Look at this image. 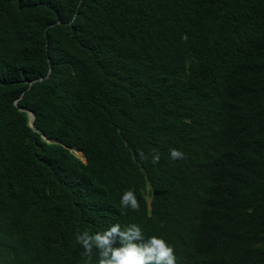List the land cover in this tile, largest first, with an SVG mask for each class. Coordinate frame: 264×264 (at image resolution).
Here are the masks:
<instances>
[{
	"label": "trees",
	"instance_id": "obj_1",
	"mask_svg": "<svg viewBox=\"0 0 264 264\" xmlns=\"http://www.w3.org/2000/svg\"><path fill=\"white\" fill-rule=\"evenodd\" d=\"M116 223L264 264V0H0V264H83Z\"/></svg>",
	"mask_w": 264,
	"mask_h": 264
},
{
	"label": "clouds",
	"instance_id": "obj_2",
	"mask_svg": "<svg viewBox=\"0 0 264 264\" xmlns=\"http://www.w3.org/2000/svg\"><path fill=\"white\" fill-rule=\"evenodd\" d=\"M187 39V37H183ZM173 160L183 159L185 154L175 148L169 150ZM151 163L157 164L160 154L153 149ZM141 161L147 162L149 155L139 152ZM121 215H125L128 209L138 211L140 204L136 193L125 190L120 199ZM76 241L81 246L83 264H91L93 255H96V264H176L174 248L162 237L152 235L145 237L143 230L136 223L121 226L112 224L106 230L92 233L90 230L77 229ZM119 242V246H114Z\"/></svg>",
	"mask_w": 264,
	"mask_h": 264
},
{
	"label": "water",
	"instance_id": "obj_3",
	"mask_svg": "<svg viewBox=\"0 0 264 264\" xmlns=\"http://www.w3.org/2000/svg\"><path fill=\"white\" fill-rule=\"evenodd\" d=\"M40 79H37V80H34L32 82H35V81H39ZM27 115L29 117V126L32 128L33 125H32V121H33V115L30 113V112H27ZM73 154L76 155V152L73 151Z\"/></svg>",
	"mask_w": 264,
	"mask_h": 264
},
{
	"label": "rangeland",
	"instance_id": "obj_4",
	"mask_svg": "<svg viewBox=\"0 0 264 264\" xmlns=\"http://www.w3.org/2000/svg\"><path fill=\"white\" fill-rule=\"evenodd\" d=\"M76 156H77L81 161H84V158L81 156L80 153H77V152H76Z\"/></svg>",
	"mask_w": 264,
	"mask_h": 264
}]
</instances>
